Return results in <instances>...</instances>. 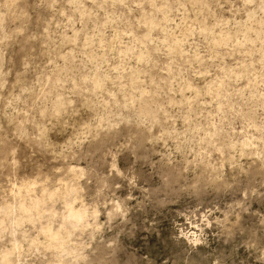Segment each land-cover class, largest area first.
Instances as JSON below:
<instances>
[{
  "label": "rangeland",
  "instance_id": "1",
  "mask_svg": "<svg viewBox=\"0 0 264 264\" xmlns=\"http://www.w3.org/2000/svg\"><path fill=\"white\" fill-rule=\"evenodd\" d=\"M4 206L0 264H264V0H0Z\"/></svg>",
  "mask_w": 264,
  "mask_h": 264
},
{
  "label": "bare ground",
  "instance_id": "2",
  "mask_svg": "<svg viewBox=\"0 0 264 264\" xmlns=\"http://www.w3.org/2000/svg\"><path fill=\"white\" fill-rule=\"evenodd\" d=\"M24 188H25V195L21 197L22 200L20 202L18 201L19 202V206L17 204V206H18L17 210H18V213H19V218H17L16 222L20 226L22 225V223L25 220L32 221V220H34L35 215L39 216L40 215V211L43 208L42 207L43 204H45L46 201H48L47 199L51 200V199H54L55 197H57V195H60L58 192L50 193V192H47L46 190L45 191L43 190L42 191L43 194H42V196L40 198H37V197L33 198L32 195H31L32 190H31L30 186L25 185ZM18 190H19V194H21L23 192L21 188L20 189L18 188ZM68 193L71 194L72 192L68 191ZM70 205H72V204H70ZM66 206H67V204H66ZM10 210L11 209H10L9 206H4L3 208L0 209V211L2 213H4V214L10 213L9 212ZM11 212H13V211H11ZM65 214H66L65 220H67L68 222L67 223L63 222L64 223V228H61L60 231H62L63 229H65V227H68V226H73V227L74 226H78L84 220V216H85L82 211L75 210V208H73L72 206H69V205L67 206V212ZM10 215H11V213H10ZM62 217L64 218V216H62ZM43 232L48 237V239L50 240L49 241L47 239L49 241V243L52 241L54 244L56 243L59 246L60 249L64 250V248H65L64 247L65 246V241H64L65 237L62 238L60 236L61 235L60 233H62V232L53 233L52 229H50L49 227L48 228L44 227ZM52 244L50 246H52ZM57 245H56L55 248H57ZM13 247H14L13 250L16 251V249L18 248V244L16 242H14ZM59 248H57V249H59ZM13 250H6L4 252V254L1 257L2 264H10L11 263L10 262V257H11V255L13 253Z\"/></svg>",
  "mask_w": 264,
  "mask_h": 264
}]
</instances>
